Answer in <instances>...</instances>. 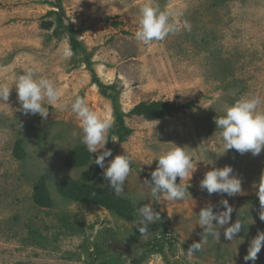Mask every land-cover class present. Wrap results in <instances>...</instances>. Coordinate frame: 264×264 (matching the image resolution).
<instances>
[{"label": "rangeland", "instance_id": "obj_1", "mask_svg": "<svg viewBox=\"0 0 264 264\" xmlns=\"http://www.w3.org/2000/svg\"><path fill=\"white\" fill-rule=\"evenodd\" d=\"M56 2L0 0V85L13 86L8 100L0 101V264H131L157 237L173 243L162 241L164 250L140 264H252L244 256L252 238L264 231L257 195L264 186V149L256 156L235 149L223 153L214 121L243 96L260 97L264 110V0H154L161 9L181 13L176 18L190 27L148 46L134 37L145 0H60L65 24L73 23L91 52V68L103 83L116 85L120 111L144 101L184 105L153 120L126 116L132 134L124 142L112 135L110 148L108 139L112 156L105 166L118 154L132 157L120 196L94 163L98 153L90 154L80 142V121L70 109L80 96L115 124L113 92H103L82 54L74 55L67 32L56 35L43 26L47 13L58 9ZM29 68L54 82L66 110L48 107L46 119L24 114L14 82ZM20 139L25 157L14 150ZM175 144L193 161L195 170L182 181L190 194L154 204L161 220L141 235L136 211L151 203L139 200L150 191L143 182L151 181L155 159ZM225 165L241 178L242 192L201 190L205 173ZM45 195L50 205L47 197L41 199ZM222 199L233 208L230 224L237 219L244 224L232 241L224 237L230 224L219 229V240L197 224L209 203L223 211ZM203 235L207 243L190 261L184 253ZM97 242L105 244L101 254ZM255 264H264V247Z\"/></svg>", "mask_w": 264, "mask_h": 264}, {"label": "clouds", "instance_id": "obj_2", "mask_svg": "<svg viewBox=\"0 0 264 264\" xmlns=\"http://www.w3.org/2000/svg\"><path fill=\"white\" fill-rule=\"evenodd\" d=\"M179 15L181 13L172 8L161 9L154 0H145L140 9L139 27L134 33L136 41L148 46L154 41H163L170 34L180 31L182 26L189 28L190 25L186 21L181 25L176 18ZM71 54V52L65 53L66 56H71ZM12 87L0 85V101L8 100ZM14 87L17 99L26 115L39 114L46 119L49 114L48 107L54 106L58 110H66L69 107L63 99L61 90L54 82L38 76L34 69H26L23 74L19 75L14 82ZM261 103V98L258 96H243L227 106L223 115L215 117L214 122L216 129L220 130L219 139L222 141L223 153L232 149L241 154L250 152L253 156L261 153L264 149V110L259 108ZM70 109L79 118L83 133L82 136L73 133V136H79L80 142L86 146L90 154L98 153L94 163L103 169V176L113 189V193L117 196L123 195L125 181L131 172L132 157L124 152L116 155L105 166V159L112 156V150L105 146L109 139V130L114 125L112 117L99 114L80 96L72 100ZM112 140L115 141V139ZM155 160L158 163L155 170L150 173L151 181L146 179L143 182L150 191L139 194L140 201L146 198L151 200V203H144L136 211L138 230L141 235H146L149 226L161 220V214L154 208V204L162 200H184L190 194L189 183L185 184L182 181L185 178L190 179L195 170L191 156L181 145L175 144ZM87 167L88 164L81 171L87 170ZM177 177L180 178V183L176 182ZM200 188L206 190L209 195L221 193L234 196L242 192L241 178L233 174V168L230 165L222 168L213 167L200 181ZM257 195L261 206L259 216L264 221V186L258 188ZM133 203L137 202L133 201ZM220 203L224 206L223 211H213V205L209 203L200 210L197 221V224L203 228L204 235H212L217 240L220 237L219 229L230 224L233 212L227 199H222ZM242 225L244 224L239 219L231 223L224 231L225 239L232 241L236 238ZM204 235L199 242L192 243L184 253L190 261L196 252L202 250L203 244L207 243ZM262 247H264V231L258 232L252 238L244 260L255 264Z\"/></svg>", "mask_w": 264, "mask_h": 264}, {"label": "trees", "instance_id": "obj_3", "mask_svg": "<svg viewBox=\"0 0 264 264\" xmlns=\"http://www.w3.org/2000/svg\"><path fill=\"white\" fill-rule=\"evenodd\" d=\"M54 4V3H53ZM53 6H56L57 10H50L46 17L48 20H45L43 22V26L47 28H54V33L56 35H60L62 32L68 33V40L71 46V49L74 53V55H80L82 54L84 62L88 63V66L91 68V52L87 50V48L84 46L83 42L77 37L76 30L73 27V23L71 21H68V24H65L66 17L65 12L63 11V8H61L60 0L56 2ZM45 18V19H47ZM93 79L98 84V86L101 88L103 92L111 91L113 92V102H114V116H115V124L110 129V137L109 141L107 143L108 147L110 148L111 145V136L115 135L120 142H124L127 140V138L132 134L133 129L129 127V125L126 122V116L131 115H143L146 119L153 120L156 118L163 117L165 114H170L174 110H180L184 107V105L181 104H173L169 102L164 101H152V102H140L137 105H135L130 111L127 113H124L123 111H120L118 109V106L116 105L118 103V96L119 91H117V87L114 83L106 84L103 83L98 77L93 68H91ZM115 93V94H114ZM25 141H22L20 139L19 143L14 148L15 153L20 157H24L27 154V150L24 146ZM77 150V149H74ZM151 179V176H149ZM48 198L47 203L48 205L51 204L50 196L45 195L41 199L44 200L45 198ZM165 241L166 243L172 244V240L168 237L160 238L157 237V239L148 242V244L145 246L144 251L140 254V256L136 257L134 262L135 263H141V260H143L147 255H149L152 252H162L165 248ZM105 244L101 242L95 243V250L98 254H101L105 249Z\"/></svg>", "mask_w": 264, "mask_h": 264}]
</instances>
